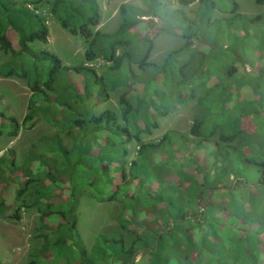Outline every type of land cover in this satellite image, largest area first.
Masks as SVG:
<instances>
[{
    "label": "trees",
    "instance_id": "16d2710c",
    "mask_svg": "<svg viewBox=\"0 0 264 264\" xmlns=\"http://www.w3.org/2000/svg\"><path fill=\"white\" fill-rule=\"evenodd\" d=\"M195 1L200 3L201 11L196 22L188 20L179 10L170 12L164 0H143L147 9L122 4L119 13L123 22L116 32L108 34L99 30L93 31L100 21L94 0H0V51L11 58L0 65V78L25 77L33 98L39 95L40 99L44 100V97H47L44 88L54 90L56 81L63 75L67 76V82L59 95L60 99L53 102L54 112L51 113L54 117L49 116V121L53 127L62 122L63 126L67 123L66 125L73 124L78 128V142L71 150L66 149L61 143L51 145L57 147L64 160L61 165H58L57 160L53 162L55 173H51L46 162L44 165L41 161L31 163L36 174L45 172L47 178L45 181L41 175L40 186L35 190L37 193L22 194L24 201L20 202L19 196L24 189L17 185L12 196L17 205L9 214L12 219H18V212L23 204L28 206L32 203L37 206L41 214L46 244L51 242V246L62 255L60 260L56 261L54 258V264H63V256L64 261L69 260L68 254L64 251V247L68 245L67 238L74 242L79 241L75 233L76 216L67 211L69 206L72 211L74 209L70 200L77 194L76 191L78 192L75 189L81 186L78 184L79 172L88 175L82 184V187L90 188L88 192L96 196L101 195L102 202L118 201L122 204L124 211L119 217V223L122 230L131 235L130 238L120 235L119 238L109 239L99 236L97 239L99 243L93 248L94 259L85 258L81 243L76 245L83 250L82 261L81 257L79 260L82 264H264V243H260L256 235L238 242L232 241L223 233L224 240L220 237L218 239L216 232L201 230L202 219L197 218L201 217L200 214L196 217V223L191 219L186 226V215L179 210L171 209L173 199L171 196L180 195L184 183L203 187L202 181L198 180L204 170L203 163L202 166L199 163L201 156L205 157V152L200 153L202 144L209 143L213 152L217 150L218 143H212L204 137L200 138L203 134V121L195 120L190 129L194 138H200L196 142L169 133H165L154 142L141 141L142 134H150L151 130L157 127L148 110L155 104L160 106L162 99L157 101L155 94L161 86L154 80L147 100L144 98L145 94L138 95L140 90L135 87L133 81L145 86L148 79L143 80L133 74L131 64L136 62L141 74H146L148 70L154 75L160 73V68L146 63L153 48L155 27L166 26L165 30L169 28L176 30L184 39L179 49L168 54L167 62L187 52L193 45V38L202 39L200 35H209L214 0H178V3L185 7ZM255 2L264 4V0ZM47 5L50 6L49 13L55 15L63 29L84 41L86 48L83 56L86 62L100 58L108 63L107 70L102 75L97 76L92 67L83 64L76 67L64 66L56 55L33 47L35 42L47 41L46 18L39 13V10ZM81 5L86 7V11L80 9ZM154 18L158 20L155 22ZM260 19L261 16L255 18L241 16L237 19V27L243 31L241 28L243 23L254 24ZM262 27L264 52V20ZM140 28L143 31L137 37H141L143 45L137 58L132 50L134 39L130 30ZM233 34L236 36L238 33L233 30ZM247 36L248 34L244 32L241 38ZM236 70L237 67H230L225 75L233 77L232 73ZM122 83L128 86V90L119 97L118 113L105 110L98 115L92 114L91 107L94 104L107 100L109 88ZM253 89L254 92L259 91L258 87ZM190 92L193 98V91ZM233 96L234 93L232 98ZM33 98L28 104L29 111L21 124L16 119L0 113V135L6 128V123L10 126L6 134L15 137L20 125L31 121L34 114L31 111L32 103L35 102ZM224 99L225 102L230 101L227 97ZM141 107L144 111L140 116L137 113ZM63 112L66 113L62 115ZM149 112L153 114L154 111ZM137 117L142 118L138 123ZM233 120L231 133L228 135L222 133L220 136L228 145L241 132L238 126L239 119ZM132 141H135L138 149L135 157L128 161L126 159L129 154L128 146ZM193 146L194 151L200 153L198 161L192 157L189 159L190 162L183 166L179 160L185 157L186 152L191 156ZM235 153V149L229 146L226 147L225 157L219 158L230 169L234 165H254L258 174L255 184L264 186V157L255 159L242 153L244 158L234 164L232 161L236 158L233 155ZM2 159L0 158V181L8 176L6 171L9 165L13 166L12 161L8 165L7 162L1 161ZM3 166L6 169H3ZM57 166L64 174L60 172V175L57 174ZM30 168L28 166L21 172L24 177L22 183L30 181L28 178L33 174ZM158 168L168 172L165 178L161 177ZM71 169L73 178L65 174ZM186 171H193L196 176L188 175ZM18 180L21 182L22 177ZM12 184L10 182L8 185L10 189L14 187ZM152 185H156L160 191L157 193ZM3 204L5 206L4 200H1L0 213L3 212L4 215L1 208ZM137 253L142 255L141 262L135 260ZM34 257L27 264H36Z\"/></svg>",
    "mask_w": 264,
    "mask_h": 264
},
{
    "label": "rangeland",
    "instance_id": "374dc122",
    "mask_svg": "<svg viewBox=\"0 0 264 264\" xmlns=\"http://www.w3.org/2000/svg\"><path fill=\"white\" fill-rule=\"evenodd\" d=\"M94 1L100 21L93 31L99 30L108 34L116 32L123 22L119 13L122 4L147 9L143 0ZM164 2L170 12L179 10L190 21L196 22L201 15L198 1L185 7L179 5L178 0H164ZM214 3V10L210 15L209 35H200L202 39L193 38L191 48L170 62L166 61L168 54L179 49L184 39L176 30L171 28L165 30L166 26L154 28L153 48L146 63L160 68V73L154 75L148 70L146 74H141L138 64L136 62L131 64L133 74L135 73L143 80L148 79L145 86L133 81L135 87L140 90L138 95L145 94L144 98L147 100L154 80L161 86L155 94L157 101L162 99L160 106L155 104L150 107L149 110L154 111L153 114L148 110L150 118L157 127L153 128L150 134H142L141 141L154 142L165 133H169L194 142L204 137L212 143H218L215 152L212 151L209 143H203L200 147V153L205 152V157L201 156L199 160L200 165L202 166L203 163L204 166H202L204 170L201 174L203 178H198L202 181L203 187L184 183V186H181L182 193L171 196L173 198L171 209L179 210L186 215V226L191 219H194L196 223V217L200 214L201 217L197 218L202 219L201 230L216 232L218 239L224 240L223 233L232 241L238 242L256 235L263 244L264 186L255 184L258 175L256 167L247 164L234 165L230 169L219 157H225L226 147L229 146L236 152L233 154L236 157L232 161L234 164L241 161L244 158L243 155H251L255 159L264 157V52H262L261 38L264 4H258L255 0H214ZM49 9L50 6L47 5L39 10V13L46 18L47 41L46 43L35 42L33 47L56 55L64 66L76 67L83 64L92 67L97 76L102 75L107 70L108 63L100 58L86 62L83 56L86 48L84 41L63 29L55 15L49 13ZM80 9L86 11L83 5ZM241 16L249 18L261 16V19L254 24L243 23L241 28L248 34L244 38H241L244 32L237 27V19ZM157 20L154 18L155 22ZM233 30L237 31L236 36ZM142 31V28L130 30L133 32L132 50L136 57L143 45L141 37H137ZM10 59L8 54L0 51V65ZM230 67H237V70L232 73L233 77L225 75ZM66 79L67 76H61L60 80L56 81L54 90H47L45 87L47 97L42 100L39 95L33 98L25 77L0 78L1 114L12 117L21 124L29 111L28 104L32 98L35 101L32 106L30 105L31 111L34 112L33 118L25 125H20L15 137L6 134L10 127L8 123L0 135V158H3L1 161L7 162L8 165L12 161V165H15L14 167L9 165L7 171L5 170L8 176L0 181V202L1 200L5 202V206L3 204L1 207L4 215L3 212L0 213V264H27L33 256L38 257V259L34 257L36 264H54V258L56 261L62 259V255L51 246V242L46 244L40 220L41 214L35 204L30 202L28 206L24 204L20 206L18 219H12L9 214L17 206L12 199L17 185L24 189L19 196L21 202L24 201L22 194L37 193L35 190L40 186L41 175H43L42 179L47 181L45 172L36 174L31 163L41 161L44 165L46 162L49 164L47 165L51 173H55L53 162L57 160L58 165H61L64 160L57 147L54 148L51 145L61 143L66 149L71 150L78 142V128L75 125L64 123L63 126L60 122L53 127L49 121V116L54 117L51 113L54 112L55 103L53 102L60 99L59 95L67 82ZM112 87L108 90L107 100L100 101L91 107L92 114L98 115L105 110L118 113L119 97L128 90V86L122 83ZM253 87H258L259 91L257 92L256 88L255 93ZM190 90L193 91V98H191ZM232 93H234L233 98ZM225 97L230 101L225 102ZM143 111L141 107L137 115L141 116ZM65 113L63 112L62 115ZM235 118L239 119L238 126L241 132L228 145L221 140L220 136L222 133L227 135L231 133V124ZM141 119L137 117V123ZM195 120H201L204 123L203 134L199 139L194 138L190 133ZM50 146L53 149L50 150ZM194 146L191 156L189 152H186L185 157L179 160L183 166L187 165L192 157L196 162L198 161L200 153L197 154L194 151ZM137 149V144L132 141L128 146L129 154L126 158L128 161L135 157ZM68 158L71 160L70 156ZM28 166L31 167L33 174L28 178L29 182L22 183L24 177L21 172ZM3 169H6L5 166ZM157 170L164 178L168 173L162 168ZM229 170L232 171L229 172ZM69 171H66V176L73 178L72 169ZM59 172L61 173V169L57 166L58 175H60ZM79 173L78 184L81 186L75 189L78 192L76 191L77 194L70 200L74 209L72 211L70 206L67 209L68 213L76 216L75 233L79 241L74 242L71 238H67L68 245L64 247V251L68 254L69 260L64 261L65 256H63V264H82L83 250L85 258L94 259L93 248L98 245L99 236L108 239L119 238L120 235L126 238L131 237L122 230L119 223V217L124 211L122 204L118 201L102 202L101 195L96 196L88 192L90 188L82 187L88 175ZM187 173L196 176L193 171H186ZM20 177H22L21 182L18 180ZM74 181L73 179L72 183ZM10 182L14 186L12 189L8 186ZM152 186L157 193L160 191L156 185ZM63 196L65 197V194ZM198 224H200L199 221ZM256 232L258 235L255 234ZM80 243L83 250L76 246ZM135 260L142 261V255L137 253Z\"/></svg>",
    "mask_w": 264,
    "mask_h": 264
}]
</instances>
